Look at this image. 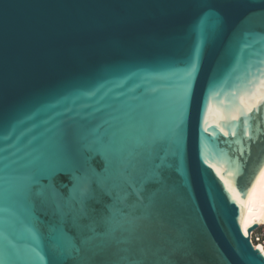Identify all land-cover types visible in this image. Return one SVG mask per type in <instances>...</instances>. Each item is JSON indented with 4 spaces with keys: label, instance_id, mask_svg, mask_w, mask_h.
<instances>
[{
    "label": "water",
    "instance_id": "obj_1",
    "mask_svg": "<svg viewBox=\"0 0 264 264\" xmlns=\"http://www.w3.org/2000/svg\"><path fill=\"white\" fill-rule=\"evenodd\" d=\"M261 73L264 0H0V175L50 153L63 122L94 129L73 145L59 200L0 202V264H41L34 249L86 264L77 241L112 243L97 224L126 242L95 264H262L258 225L240 224L264 164V135L247 146L264 127ZM84 168L102 182L81 220L71 202Z\"/></svg>",
    "mask_w": 264,
    "mask_h": 264
},
{
    "label": "snow or ice",
    "instance_id": "obj_2",
    "mask_svg": "<svg viewBox=\"0 0 264 264\" xmlns=\"http://www.w3.org/2000/svg\"><path fill=\"white\" fill-rule=\"evenodd\" d=\"M259 71V69H258ZM264 75V73H261ZM264 107V104L255 109L257 116L260 114V108ZM243 123L248 124V120L244 119ZM256 127L258 129L257 136L255 138L249 136L247 141L248 155L251 156V146L259 140L260 135H264V127H262L260 121H257ZM207 131V129L205 130ZM94 129H86L83 125L74 124L71 121L62 123L56 133L54 140V147L50 153H41L28 164L24 165L21 169L8 170V166L5 165V171L3 175H0V202L5 205L10 201L12 203L22 202L25 206L29 203L44 205L49 201H56L60 199V194L56 190V181L60 175L71 173H65V168L70 166L75 158L73 152V145L81 143L88 139L89 136L93 138ZM227 135V133H225ZM247 130H245V136H248ZM235 136V133H233ZM7 136H0V139L6 140ZM92 145H95V140L92 139ZM159 143V140L156 141ZM92 148L91 151H95ZM98 154V153H97ZM112 159L109 164H122V156L118 154L111 155ZM240 156H244L243 147L240 148ZM239 159V158H237ZM167 155L161 158V163L157 166L155 179L159 183L165 182V169ZM247 161L240 165L241 175L243 174L244 167ZM79 175L73 177V183L78 191L74 192V196L71 202V207L76 208L78 211V219H86L88 216V201L93 198L96 187L102 182L101 177L91 173L90 169L84 168L77 170ZM47 181V183H43ZM77 197L79 199H77ZM3 210H8L5 207ZM62 211V209H61ZM71 213L69 212L68 215ZM89 231L97 234H106L111 237L112 243L106 245L97 246L95 249L87 247L90 239H86L82 242L77 241L76 246L73 247L74 257H83L86 260V264H95L98 258L102 257L106 251H108L113 245H119L126 241L118 239V228L109 227L107 224H97L89 226ZM29 235L35 238V233L32 229H27ZM121 251H131L130 249H123ZM36 260L41 264H51L48 256L41 255L39 251L34 249ZM57 249L53 248V254H56ZM249 255L259 260V256L256 253H252L249 250ZM128 256H121L122 261L129 260ZM139 264V262H135ZM264 264V262H262Z\"/></svg>",
    "mask_w": 264,
    "mask_h": 264
},
{
    "label": "bare ground",
    "instance_id": "obj_3",
    "mask_svg": "<svg viewBox=\"0 0 264 264\" xmlns=\"http://www.w3.org/2000/svg\"><path fill=\"white\" fill-rule=\"evenodd\" d=\"M240 224L245 234L253 224H257L258 226L264 225V164L251 185ZM253 246L259 248L264 254V246L262 243L253 242Z\"/></svg>",
    "mask_w": 264,
    "mask_h": 264
},
{
    "label": "built area",
    "instance_id": "obj_4",
    "mask_svg": "<svg viewBox=\"0 0 264 264\" xmlns=\"http://www.w3.org/2000/svg\"><path fill=\"white\" fill-rule=\"evenodd\" d=\"M257 229L251 232V234H250V241L252 242V244H253V242H255V243L262 242V244L264 246V235L258 234L257 233Z\"/></svg>",
    "mask_w": 264,
    "mask_h": 264
},
{
    "label": "rangeland",
    "instance_id": "obj_5",
    "mask_svg": "<svg viewBox=\"0 0 264 264\" xmlns=\"http://www.w3.org/2000/svg\"><path fill=\"white\" fill-rule=\"evenodd\" d=\"M257 233L264 235V225H261V226L258 227ZM260 243H262V242H260Z\"/></svg>",
    "mask_w": 264,
    "mask_h": 264
}]
</instances>
